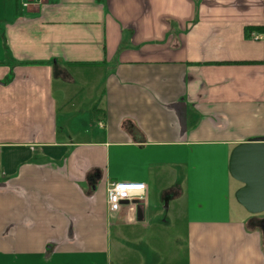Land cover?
<instances>
[{
    "label": "crops",
    "instance_id": "0c3cea01",
    "mask_svg": "<svg viewBox=\"0 0 264 264\" xmlns=\"http://www.w3.org/2000/svg\"><path fill=\"white\" fill-rule=\"evenodd\" d=\"M258 138L264 0H0V264H264Z\"/></svg>",
    "mask_w": 264,
    "mask_h": 264
},
{
    "label": "water",
    "instance_id": "95a60500",
    "mask_svg": "<svg viewBox=\"0 0 264 264\" xmlns=\"http://www.w3.org/2000/svg\"><path fill=\"white\" fill-rule=\"evenodd\" d=\"M230 176L242 184L235 199L247 213L264 212V138L237 145L229 157Z\"/></svg>",
    "mask_w": 264,
    "mask_h": 264
},
{
    "label": "built area",
    "instance_id": "2783aa9c",
    "mask_svg": "<svg viewBox=\"0 0 264 264\" xmlns=\"http://www.w3.org/2000/svg\"><path fill=\"white\" fill-rule=\"evenodd\" d=\"M263 35L254 34V39H262ZM123 189V192L117 189ZM146 190V186L141 182H111L106 189V203L111 209H115L113 205H122L123 203L140 202L143 198V194ZM112 197H116L115 200Z\"/></svg>",
    "mask_w": 264,
    "mask_h": 264
},
{
    "label": "rangeland",
    "instance_id": "374dc122",
    "mask_svg": "<svg viewBox=\"0 0 264 264\" xmlns=\"http://www.w3.org/2000/svg\"><path fill=\"white\" fill-rule=\"evenodd\" d=\"M79 73L82 74L86 80H89V78H90V76H89L90 72L89 71H81ZM85 95H86L85 91L81 92V94H80V96H85ZM258 217H264V212L262 213V215H259ZM116 235H117V231L115 229H113L112 233H111V238L114 239L116 237ZM171 241L173 244V247H171V248H173V250H175V251H178V255L180 256L182 254V247L180 245L181 243L179 242V238L176 235H174V236H172Z\"/></svg>",
    "mask_w": 264,
    "mask_h": 264
},
{
    "label": "clouds",
    "instance_id": "9594fccd",
    "mask_svg": "<svg viewBox=\"0 0 264 264\" xmlns=\"http://www.w3.org/2000/svg\"><path fill=\"white\" fill-rule=\"evenodd\" d=\"M117 190L123 192V189L118 188ZM112 199L115 200L116 197H112ZM113 207L118 210V206L117 205H113Z\"/></svg>",
    "mask_w": 264,
    "mask_h": 264
},
{
    "label": "trees",
    "instance_id": "16d2710c",
    "mask_svg": "<svg viewBox=\"0 0 264 264\" xmlns=\"http://www.w3.org/2000/svg\"><path fill=\"white\" fill-rule=\"evenodd\" d=\"M251 30V29H250ZM250 30H248V31H250Z\"/></svg>",
    "mask_w": 264,
    "mask_h": 264
}]
</instances>
